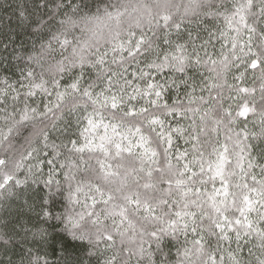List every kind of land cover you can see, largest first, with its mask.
<instances>
[{
  "label": "snow or ice",
  "instance_id": "snow-or-ice-1",
  "mask_svg": "<svg viewBox=\"0 0 264 264\" xmlns=\"http://www.w3.org/2000/svg\"><path fill=\"white\" fill-rule=\"evenodd\" d=\"M5 5L0 198L48 191L0 264H264V0Z\"/></svg>",
  "mask_w": 264,
  "mask_h": 264
},
{
  "label": "trees",
  "instance_id": "trees-1",
  "mask_svg": "<svg viewBox=\"0 0 264 264\" xmlns=\"http://www.w3.org/2000/svg\"><path fill=\"white\" fill-rule=\"evenodd\" d=\"M16 0H9V3H15ZM0 3H3V0H0ZM11 16V9L5 7L0 8V17H3L4 23L6 24L9 20V17ZM3 25H0L2 27ZM208 27H212L211 24L208 25ZM224 21L222 19H219L215 21V28H213V31L216 30V28H224ZM11 30L13 33V36L15 38V45L14 47L19 50L20 45L22 43L29 44V38L24 33L23 28H17L16 27V21L14 18H12L11 23ZM19 33V36L17 37L16 34ZM201 35L206 38V33L201 32ZM213 45H210L208 48V51L210 54H212L214 57L218 56L220 50H221V43L219 41L214 40ZM11 48L8 50V53L0 52V80L8 79L10 83L15 84L17 81H20L23 79L21 75V69L24 67L23 63H20L16 61L15 57L13 55H9L11 52ZM203 55V53H201ZM54 99V98H53ZM67 119H71L73 121V130L75 131L76 125L75 120L72 117H67ZM251 127V125H250ZM53 136L57 135V133H52ZM23 141H19L18 143H22ZM45 173H47L48 168H44ZM42 185H33L32 189H29L26 191V194L23 196H16L11 195L6 198H0V231H4V225L5 224H15L17 231L20 232L19 236L15 237L16 243L18 247L15 249L17 252V255L14 257V259L19 262L20 256L19 253L21 250H27L28 248L34 247L32 243V238L30 234L27 237V240H25V232L21 229L20 225H24L26 229H31V224L28 223L29 217H31L33 220H35V213L39 210L38 205L40 203L37 193H40V189L42 188ZM47 189H44L41 195L44 193H47ZM55 205H50L51 207H54L56 210H62L60 207L61 203L63 202L62 198L60 196H57ZM33 205V208H30L29 205ZM19 221V223H17ZM69 247L70 250L73 252V254H80V250L78 247H76L77 242H73L69 240ZM235 247V245H233ZM50 251V250H49ZM175 250H173L174 252ZM11 256V253H9ZM243 255L247 256V249H245ZM0 259H4L2 253H0ZM57 257L49 255L48 260L50 261V264H55Z\"/></svg>",
  "mask_w": 264,
  "mask_h": 264
}]
</instances>
